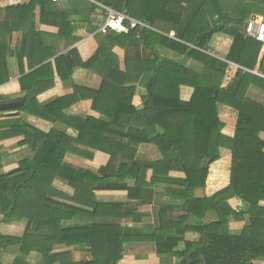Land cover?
Masks as SVG:
<instances>
[{
	"label": "trees",
	"instance_id": "16d2710c",
	"mask_svg": "<svg viewBox=\"0 0 264 264\" xmlns=\"http://www.w3.org/2000/svg\"><path fill=\"white\" fill-rule=\"evenodd\" d=\"M74 1H68L70 3L68 9L55 10L52 6L53 0H30L27 5H22L21 9L27 7L26 10H32L33 5L39 2L41 24L57 27L58 34L66 36L74 28L70 15L73 11L76 12L79 3L83 2ZM95 2L90 4L92 10L103 12L104 9L99 5L101 4L115 11L125 12L130 18L144 21L152 27L162 28L165 32L169 30L175 32V38H171L137 24L127 34L114 31L102 33L98 36L95 53L78 64L102 77L100 87L93 90L95 94L93 108L110 118V122L125 117L129 124V131L124 134L128 143L133 146L140 143L153 144L163 158L159 161H138L127 156L124 148L111 143L109 132L112 129L109 122L98 121L92 116H87L84 120H78L73 116L71 106L77 100L74 95L58 96L47 105L40 104L37 96L47 88L53 87L55 76L64 81L72 74L73 67L69 65L65 56L60 55L53 62L44 63L26 74L21 66L24 75L15 82L16 84L14 83L17 90L26 91L20 110L49 121L65 123L67 128L60 133L50 131L42 141L35 139L38 145L34 154L20 161L18 172L0 179V213L4 214L3 221H11L15 211L27 205L30 207L36 205V199L39 198L37 203H41L38 205L44 204L49 210H52L51 205L54 208L55 204L43 196L45 188L50 187L53 178L60 174L62 159L67 151L73 150L70 143L74 141L108 151L111 155L122 154L124 162L121 163L117 176L134 178L136 190L147 184L144 179L148 170L151 171L149 178L153 180H169L167 177L169 171H182L184 189L178 190L176 195L182 201V209L186 212L184 219L188 215H193L200 223L198 226L185 225L183 228L198 232L199 238L193 241L169 236L172 229L181 225L184 219L182 217L178 222L169 220L161 209L159 215L161 226L158 229L146 225L142 228L120 230L110 242H106L104 247L98 249V252L93 250V258L90 261H68L62 264H118L124 257L122 243L126 240L154 241L158 253L169 252L170 255L179 258L176 264H262L264 206L261 202H264V140L260 138L259 133L264 132V105L247 99L246 92L250 85L264 91V79L244 70L253 69L262 44L241 31L244 18L224 19L220 13L221 6L218 0H95ZM216 33L232 37L225 58L240 66L233 68L229 75L230 82L225 88L221 87L220 83L226 74L228 63L202 51L208 48L211 37ZM67 38L74 40V37ZM65 40L66 44L70 43L69 40ZM132 40L151 50L159 45L193 58L203 64V70L197 73L167 58L156 56L152 59H125V72L122 73L118 69V60L112 52V47L115 45L124 47ZM7 50L8 44L0 40V84L8 81ZM72 50L73 48L70 52ZM259 69L264 71V52L259 61ZM136 83L146 88V94L141 97V108L131 103ZM182 84L193 87L188 101L179 99V86ZM12 86L11 84L3 87L0 92L11 90ZM217 103L228 105L238 112L235 129L231 135L226 134L224 130V124L218 116ZM21 125L23 127V123ZM68 128L77 130L78 135L70 137ZM19 132L23 135L22 142L30 137L24 129ZM0 137H3V134ZM87 156L91 157V154ZM221 172H225L227 178L220 183L215 177ZM83 174L89 178L94 177L92 172L84 171ZM104 178L106 176L100 179ZM211 180L214 181L210 182ZM197 188L203 189L202 197L194 196L193 192ZM224 196L239 198L244 208L232 209L228 203L222 201ZM211 202L218 218L211 222H203L204 212ZM253 210L258 211L259 217H252L239 235L228 232L229 216L241 217ZM28 218L37 224L39 231L48 226L59 225L60 221V219L52 221L51 217L50 219L46 217V221H43L42 215L37 216L35 213ZM92 227V224L79 227L84 230L78 231L80 240L87 243L92 240L85 232ZM45 233L40 235L38 240L64 241V233L61 234L60 231L52 230ZM91 236L95 237L93 233ZM19 241V238L4 237L0 234V243ZM181 241L183 245L178 249V243ZM46 247L45 244L36 248L43 253L47 263H51L54 256ZM31 248L33 246H23L22 250L28 252ZM92 249H95L94 244ZM15 263L24 264L17 260Z\"/></svg>",
	"mask_w": 264,
	"mask_h": 264
},
{
	"label": "crops",
	"instance_id": "0c3cea01",
	"mask_svg": "<svg viewBox=\"0 0 264 264\" xmlns=\"http://www.w3.org/2000/svg\"><path fill=\"white\" fill-rule=\"evenodd\" d=\"M29 1L0 0V40L8 44L6 54V77L8 81L6 83L2 82L0 89L13 85L11 90L0 92V132L3 134V137H0V179L18 172L20 161L34 154L38 145L35 143V139L42 141L50 131L54 130L60 133L67 128L65 123L49 121L20 110L22 104L14 106L15 103L23 102L22 98L26 93L25 90H17L18 88L14 87V83L24 73H29L44 63L53 62L60 55L65 57L70 55L71 64L69 63V65H72L73 72L64 81L55 76L53 87L47 88L37 96L40 104L47 105L58 96L74 95L77 100L72 104L71 109H73V116L76 119L84 120L87 116H92L98 121L109 122L112 129L109 132L111 143L124 148L125 154L134 160H162L163 155L155 145L140 143L133 146L128 143V139L124 134L129 131V124L125 117L110 122V118L95 110L92 106L95 97L93 90L100 87L102 77L93 70L80 67L78 64L95 53L98 47V36L102 35L99 27L103 20L99 25H93L94 17L92 16L100 12L92 10L90 4L96 3L95 0H83L81 3H86V6L79 5L77 11L71 13L70 17L74 28L71 32L68 31L70 33L66 36H61L62 33L59 35L57 27L41 24L39 2L33 5L32 10H26L27 7L21 9L22 5H27ZM63 1H53L52 6L55 10L68 9L69 4L67 3L69 2L66 1L65 3ZM80 1L82 0H78V2ZM99 5L104 9L102 13L105 14V7L108 6ZM88 6H90V9H88ZM242 8L244 13L238 19L244 18L241 23V31L245 34L244 25L248 19L264 16V12H261L264 10V0H244ZM140 22L144 23V27L175 38L174 30L165 32L162 28L152 27L144 21ZM67 37H74V40L71 41ZM65 39L69 40L70 43L66 44ZM25 41L27 45H25ZM231 42L232 37L228 34L216 33L211 37L208 48L202 50L210 56L228 63L226 74L220 83L223 88L230 82L229 75L233 68L240 67L225 58ZM209 45L212 46V50ZM72 48L73 52H70ZM112 52L117 57L118 69L122 73L125 72L124 63L125 59L128 58L152 59L159 56L197 73L202 72L204 67L203 64L193 58L185 57L163 46L158 45L154 50H151L143 44L135 43L133 40L124 47L113 46ZM263 52L264 44L259 50L257 62L253 69H244L259 78L262 77L256 75L255 71H262L259 69V61ZM21 57L22 59L19 62ZM74 61L76 64L73 63ZM21 66L24 73L21 72ZM54 67H52L53 70ZM131 80L134 81V79ZM126 85L127 83L124 84L125 87ZM192 92V86L180 85L179 99L188 101ZM145 94L146 88L136 83L132 92V105L141 108V97ZM246 98L264 105V91L257 86L250 85L248 87ZM217 111L220 120L224 124L226 134L231 135L235 129L238 112L223 103H217ZM21 129L30 134V137L24 142H22L23 135L19 132ZM67 132L72 138L78 135V131L72 128H68ZM1 133L0 135H2ZM259 136L264 140L263 131L259 133ZM70 147L73 150L71 149L65 153L62 159V167L59 169L60 174L53 178L51 186L45 188V195H43L46 200L48 199L55 204L54 208L51 205L53 214H51L52 210H49L46 205H38L41 203H37L40 198L36 199V205L32 207L27 205L23 209L15 211L11 221L4 222V214L0 213V234L4 237L20 239L19 242L15 243H0V264H19L15 263L16 260L17 262L22 261L24 264L87 262L93 258V250L98 252V249L104 247L106 242H110L120 230L142 228L146 225H152L154 229H158L161 226L159 217L161 209H163L169 220L178 222L182 217L184 219L186 212L182 209V201L176 195L178 190L184 189L182 183L184 173L182 171H169L167 176L169 180H153L149 178L151 171L148 170L144 179L147 184H143L136 190L134 178H120L117 176L118 169L121 163L124 162L122 154L115 153L111 155L108 151L88 147L74 141L70 143ZM88 154H91V157H88ZM84 171L92 172L94 177L89 178L88 175L83 174ZM103 176H106V178L100 179ZM193 193L195 197L204 195L201 188L195 189ZM222 201L228 203L235 210L244 208L243 202L234 196H224ZM212 203L204 212L203 222H211L218 218L216 210L211 206ZM261 205L264 206V202H261ZM35 206L37 207L34 208ZM34 213L37 216L42 215L43 221H46V217L53 218L52 221L60 219L59 225L48 226V228L39 231L37 224L31 218H28L32 217ZM252 217H259L258 211L253 210L241 217L229 216L228 232L239 235L244 226L249 224ZM182 222L181 225L172 229L169 236L183 240H197L199 238L198 232L183 228L185 225L198 226L200 223L197 218L188 215ZM86 224H92L93 226L92 229L85 231L88 238H92L88 243L80 240L78 236V231H84L79 227ZM52 230L55 232L60 231L61 234L64 233V241L38 240L40 235H45L46 231ZM89 232L93 233L95 237H92ZM43 243L46 244V248L54 256L51 263H47L43 253L36 248L41 245L44 246ZM93 244L95 249H92ZM21 245L22 248L23 246H33V248L25 252L22 248L20 249ZM182 245L183 242L181 241L178 243L177 248L180 249ZM122 254L124 257L118 264H176L179 261L178 257L170 255L169 252L158 253L156 243L146 240L124 241L122 243Z\"/></svg>",
	"mask_w": 264,
	"mask_h": 264
},
{
	"label": "built area",
	"instance_id": "2783aa9c",
	"mask_svg": "<svg viewBox=\"0 0 264 264\" xmlns=\"http://www.w3.org/2000/svg\"><path fill=\"white\" fill-rule=\"evenodd\" d=\"M60 1V0H53ZM74 1V0H64ZM93 1V0H91ZM137 24L143 26V22L130 18L125 12H118L110 7H105L103 23L99 27L101 33L114 31L117 33L127 34ZM244 32L258 42L264 44V16L257 19H248L244 25ZM255 74L264 78V71H255Z\"/></svg>",
	"mask_w": 264,
	"mask_h": 264
},
{
	"label": "rangeland",
	"instance_id": "374dc122",
	"mask_svg": "<svg viewBox=\"0 0 264 264\" xmlns=\"http://www.w3.org/2000/svg\"><path fill=\"white\" fill-rule=\"evenodd\" d=\"M218 1L220 4L219 6H221L220 13L224 19H227V20L229 18L238 19L241 17L242 13H244V10H242L243 9L242 4H243L244 0H218ZM63 2L66 3V1H63ZM74 2H76V1H74ZM67 4H70V3H67ZM79 4H80V6H84V7L86 6V3L84 4V3L80 2ZM88 9H90V6H88ZM261 12H263V11H261ZM92 17H94V21H93L94 24L93 25L97 26L102 22L104 14L102 12H98V13H95ZM209 46H210L209 48L212 50L213 49L212 46L211 45H209ZM149 153H150V151H149ZM215 178H216V180H218L221 183L223 179L227 178V174L225 172L224 173L221 172ZM213 181L211 180L210 182H213ZM262 264H264V262Z\"/></svg>",
	"mask_w": 264,
	"mask_h": 264
},
{
	"label": "water",
	"instance_id": "95a60500",
	"mask_svg": "<svg viewBox=\"0 0 264 264\" xmlns=\"http://www.w3.org/2000/svg\"><path fill=\"white\" fill-rule=\"evenodd\" d=\"M66 59L68 61V63L71 64V58H70V55H66ZM14 104V103H13ZM20 104H23L22 101H20L19 103H15L14 106H19ZM12 105V104H11Z\"/></svg>",
	"mask_w": 264,
	"mask_h": 264
},
{
	"label": "bare ground",
	"instance_id": "6f19581e",
	"mask_svg": "<svg viewBox=\"0 0 264 264\" xmlns=\"http://www.w3.org/2000/svg\"><path fill=\"white\" fill-rule=\"evenodd\" d=\"M253 18L257 19L258 17H253Z\"/></svg>",
	"mask_w": 264,
	"mask_h": 264
}]
</instances>
